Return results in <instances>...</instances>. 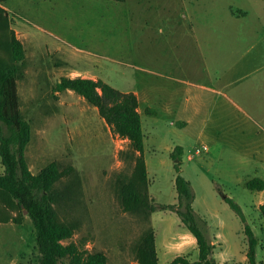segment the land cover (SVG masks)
I'll use <instances>...</instances> for the list:
<instances>
[{
  "label": "rangeland",
  "instance_id": "1",
  "mask_svg": "<svg viewBox=\"0 0 264 264\" xmlns=\"http://www.w3.org/2000/svg\"><path fill=\"white\" fill-rule=\"evenodd\" d=\"M4 6L13 25L27 36L28 58L19 64L17 74L21 112L31 123L25 159L33 173L53 160L61 168H75L55 186L59 217L76 225L65 243L102 251L111 264H136V246L153 228L160 263L178 255L196 260V238L193 243L179 215L165 208L178 203L171 152L181 145L180 173L191 184L199 226L215 242V260L249 264L245 224L223 199L225 194L241 206L258 237V258L264 262V218L259 209L264 192L245 185L264 156V125L256 126L237 110L214 123L209 109H204L209 121L202 127L194 108L196 95L204 93L179 83L178 92L168 94L165 83L170 80L153 72L170 73V63L165 66L171 62L169 42L179 43L176 52L190 55L197 43L204 46L206 19L219 25L264 26V0H6ZM231 7L245 14L233 16ZM219 33L224 31L220 28ZM242 46L237 47L239 55ZM77 65L116 89L139 96L149 173L147 199L135 212L122 208L120 188L132 176L137 153L79 94L55 92L59 77ZM147 106L157 113H145ZM188 115L187 125L176 122ZM236 120L246 126H237ZM203 145L209 149L203 150ZM247 153L257 159L244 161L239 154ZM165 252L168 258H163ZM0 264H39L28 215L20 225L0 223Z\"/></svg>",
  "mask_w": 264,
  "mask_h": 264
},
{
  "label": "trees",
  "instance_id": "2",
  "mask_svg": "<svg viewBox=\"0 0 264 264\" xmlns=\"http://www.w3.org/2000/svg\"><path fill=\"white\" fill-rule=\"evenodd\" d=\"M0 0V157L4 171L0 173V223L20 225L28 215L34 225V235L39 251V264H111L102 251H87L70 239L76 225L63 221L55 207V186L62 177L75 168H61L58 161L47 163L33 173L25 159V150L31 141V123L21 112L17 74L19 64L25 61L26 51L22 40L12 26V19ZM125 1V0H116ZM23 64V63H22ZM72 90L96 107L99 115L121 138L127 139L134 155L131 178L120 188V202L125 211L139 210L147 199L148 171L144 157V133L138 97L133 92H123L102 79L62 76L55 92ZM145 108V113H151ZM184 148L176 145L171 157L176 160L175 186L178 203L165 208L175 211L187 230L196 238L198 258L189 260L178 255L167 264H227L219 263L213 256L214 243L199 226L193 209L194 194L190 182L180 173V160ZM246 187L251 191L264 190V179L250 178ZM221 190V189H220ZM223 199L244 222L247 238L246 257L249 264H264L257 257L258 237L246 222L241 206L231 197ZM264 218V203L259 207ZM27 210V214L24 211ZM155 208L151 207L150 213ZM136 264H162L156 248L155 231L147 230L136 246Z\"/></svg>",
  "mask_w": 264,
  "mask_h": 264
},
{
  "label": "crops",
  "instance_id": "3",
  "mask_svg": "<svg viewBox=\"0 0 264 264\" xmlns=\"http://www.w3.org/2000/svg\"><path fill=\"white\" fill-rule=\"evenodd\" d=\"M230 13L238 17L245 14V11L242 9H233L231 7ZM205 23V27L203 28L206 29L207 33L204 37V46L201 47L199 43H197V45L193 47L192 55H190L189 51L184 53L176 52L179 43H173V41L169 42L168 48L171 52V62H165V66L167 67L168 63H170V68H172L170 73L160 71L161 69H156L153 72L165 76L167 81L170 80L169 83H165L168 94L172 95L177 93V84L179 83H187L191 86H196V88H199L200 92L204 93V97L201 96L202 94L196 95L197 100L194 108L196 117H200V124L202 127H205L209 121V116H207V113H203V111L204 109L207 111L209 109V112H211V120L215 121L214 123L221 122L220 118H222L226 112L237 110L246 114L252 123L262 128L264 125V26L254 24L238 26L229 22L219 25L217 23L213 24L209 19H206ZM12 26L17 32L18 37L22 39L25 47L26 32L17 29L13 25V22ZM220 28L224 31L222 35L219 33ZM241 30L243 32L242 35L237 34V32ZM240 45H243V53L241 55L237 54L239 52L237 47ZM26 58H28L27 51ZM61 64H63L62 61L57 63L56 66ZM77 67L78 65L74 69H70L68 73H63L64 75L60 77L82 76L99 79L97 75L90 74L87 70ZM123 92L133 91L129 90ZM133 93L137 95L140 105L138 94L136 92ZM209 94L210 98L206 97ZM209 101L210 105H208ZM146 108H150L152 110L151 113H157L154 107L147 106ZM138 110L141 114L139 106ZM181 110L186 111L188 109L182 107ZM190 120L191 116L188 115L186 118H179L176 122H180L184 126L187 125ZM238 121L239 120H236L237 126H246V123ZM239 155H241L244 161L251 158L257 159L254 153ZM259 158L261 159L260 162H256L255 169L252 173L253 175H249L248 179L245 181V185L250 178L255 176L264 179V156H260ZM260 192L263 193L264 190ZM260 199L263 200L264 196ZM191 241L195 243L194 236H191ZM212 242L215 243L214 241ZM163 258H168L166 252L163 254ZM258 260L262 261L259 258ZM169 262L170 261H167V263Z\"/></svg>",
  "mask_w": 264,
  "mask_h": 264
},
{
  "label": "built area",
  "instance_id": "4",
  "mask_svg": "<svg viewBox=\"0 0 264 264\" xmlns=\"http://www.w3.org/2000/svg\"><path fill=\"white\" fill-rule=\"evenodd\" d=\"M202 149H203V150H208V147H207L206 145H203V146H202ZM200 151H201L200 149H197V152H198V153H199Z\"/></svg>",
  "mask_w": 264,
  "mask_h": 264
},
{
  "label": "water",
  "instance_id": "5",
  "mask_svg": "<svg viewBox=\"0 0 264 264\" xmlns=\"http://www.w3.org/2000/svg\"><path fill=\"white\" fill-rule=\"evenodd\" d=\"M24 214H27V210L24 211Z\"/></svg>",
  "mask_w": 264,
  "mask_h": 264
}]
</instances>
